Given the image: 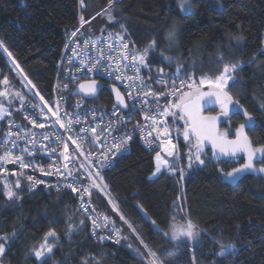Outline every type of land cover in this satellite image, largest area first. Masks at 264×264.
Returning a JSON list of instances; mask_svg holds the SVG:
<instances>
[{
	"label": "trees",
	"instance_id": "16d2710c",
	"mask_svg": "<svg viewBox=\"0 0 264 264\" xmlns=\"http://www.w3.org/2000/svg\"><path fill=\"white\" fill-rule=\"evenodd\" d=\"M177 1L115 0L109 8L108 0H84L83 7L80 0H0V42L11 52L9 56L0 48V91L18 84L21 77L47 100L66 39L79 27L91 38L112 31L136 54L150 41L157 42L145 58L148 67L139 64L147 81L161 69L182 78L194 76L196 81L202 76L215 78L224 64H238L226 88L236 109L222 118L220 129L233 138L250 116L244 133L254 147L264 146V0H221L220 11L212 8L214 0H191L192 11L185 15ZM172 30L175 41L169 43L166 38ZM5 120H0V133ZM169 125L173 127L170 116ZM205 152V165L187 170L186 149L177 142V158L171 164L177 175L163 171L149 180L155 153L133 140L129 153L113 169L101 171L103 183L132 225L136 235L132 240L138 248L139 240L155 253L159 264H264V173H246L231 181L224 173L241 167L244 159L213 162ZM255 166L264 165L257 161ZM7 180L19 182L15 187L19 198L9 200L5 195ZM27 187L18 174L0 177V237H6L0 243L7 244L0 264H142L125 245L94 243L89 222L77 211L70 192L27 195ZM95 204L116 231H130L100 197L95 196ZM189 221L198 232L194 244L169 239L173 224ZM49 231L56 233L47 237L52 251L37 259L35 252L42 250ZM226 247L230 250L221 256Z\"/></svg>",
	"mask_w": 264,
	"mask_h": 264
},
{
	"label": "built area",
	"instance_id": "2783aa9c",
	"mask_svg": "<svg viewBox=\"0 0 264 264\" xmlns=\"http://www.w3.org/2000/svg\"><path fill=\"white\" fill-rule=\"evenodd\" d=\"M124 43L127 42L119 36L105 35L98 38L84 36L79 27L76 36L71 34L65 41L57 63L51 94L47 99L54 111L59 109L58 115L65 127L62 128L55 122L56 117L52 116L41 98L29 87L31 96L17 101V106L5 120L0 133V157L9 153L12 159L21 157L24 163L30 165L24 168L20 162L0 160V177L6 178L9 173L13 175L20 173L28 186L27 195L62 190L70 192L76 199L77 211L89 222L91 240L99 246L110 244L122 248L125 247L113 224L110 220L105 221L103 219L105 216L97 209L95 196L100 197L111 212L118 217L120 215L113 210V204L109 203L108 190L100 191L91 187L89 175L95 179L96 172L102 177L101 171L113 169L117 160L129 153L133 140L146 151L154 152L155 156L157 153L162 155L166 152L161 145L162 140H171L175 145L176 138L169 125V116L165 117L159 113L167 102L175 101L182 92L188 90L177 79L179 75H172L163 69L159 70L153 79L147 81L148 79L140 74L138 61L136 67L139 68V73L136 72L131 60L134 52L129 46L124 49L122 46ZM126 55L128 59H124ZM93 65L95 67H92ZM89 67H92V71L88 70ZM137 75L142 79H135ZM158 76H163L167 86L157 83ZM173 79L176 80L175 96L171 95ZM93 81L102 87L96 97L86 99L74 94L78 86ZM108 88L118 90L128 106L123 108L116 104ZM145 92L167 95H159L157 100L151 94L145 95ZM41 110L48 119L44 118ZM145 116H155L157 123L154 125L152 119L146 120ZM69 120L72 121L70 125ZM30 121H35L36 124L43 123L45 127H34ZM160 121L165 123H159ZM165 127L168 128L169 135H158L155 129L162 131ZM91 128H95L96 131H82ZM45 136L48 139H45ZM129 136L131 139L127 140L120 151L117 152L112 147L114 143ZM69 137L77 140L83 147L78 149ZM65 144L68 145L67 152H64ZM65 156L69 158L66 160ZM32 161L37 162L43 172L41 169L39 172L33 169ZM65 164L72 175L68 174ZM28 177H32V181H29ZM36 181L39 183H35ZM33 183L35 187H32ZM69 183H73L78 191L73 192L67 187ZM84 188H89L90 196L84 193ZM82 193L83 200L80 198ZM94 220L99 227H94ZM129 252L142 264H151L154 259L150 256V260H147L143 256Z\"/></svg>",
	"mask_w": 264,
	"mask_h": 264
},
{
	"label": "snow or ice",
	"instance_id": "6c2138e0",
	"mask_svg": "<svg viewBox=\"0 0 264 264\" xmlns=\"http://www.w3.org/2000/svg\"><path fill=\"white\" fill-rule=\"evenodd\" d=\"M115 2V0H108V7L111 8L112 4ZM81 7L84 6V0H80ZM187 4V0H179V6L181 10H188L185 8V5ZM190 8V5L188 6ZM105 12H108V9L106 8L104 10ZM100 15V13H98ZM95 17H93L94 19ZM113 17L109 13V20H112ZM81 20V26H83L86 21L84 20V17H80ZM72 36H76V32L72 33ZM123 39V37H121ZM168 39L171 41L174 39V32L168 33ZM157 42L155 40H152L149 42V44L144 48L142 53H134L131 55V60L133 62V67L136 69V72L139 73V68L136 67V62L138 61L140 65L144 67H148V65L145 63V58L148 54L149 49H155ZM124 49L128 48V44L124 43L123 45ZM0 48H3L5 52L8 53L9 56H11V52L8 51L6 47H4L3 42H0ZM163 55V53H161ZM129 57L126 55L124 56V59H128ZM165 60H171L170 57H164ZM13 63H15V60H13ZM19 67V65H16ZM92 67H95L93 65ZM92 67H89V71H92ZM239 67L238 64H224L222 71L215 76V78H210L208 76H202L200 77L198 84L194 76L187 75L183 78L177 76V79L180 80V83L187 87L189 91L182 92L181 95L178 97L177 101L167 102L166 105L161 109L160 115L162 116H172L174 118L179 119H185L186 127L184 129L183 135L185 141H188L191 143L192 139L195 138V143L193 147L196 149L194 156L195 161L198 162L200 165H205V160L203 158L204 156V143L207 141L212 146V155L216 156L217 153L223 156L228 157H235L238 153H245L246 154V162L238 168H233L232 171L224 173L226 178L235 180L239 175L243 173H264V166H261L257 168L255 166L256 162L258 161L261 165H264V146H256L254 147L249 139V137L244 133L245 125H240V127L236 130V139L235 140H229L227 139L226 134H220L216 131V122L218 120L217 116H203L201 114V109L203 107V103H218L221 108V115L227 116L228 115V106L233 103L232 96L229 95L228 91H226V88L228 87L229 80L233 79V76L231 75L233 72L237 70ZM180 72V68H177V73ZM25 80H27V76L24 77ZM119 79V77H117ZM128 79H134L133 77H128ZM135 79H142L139 75L135 77ZM3 83L5 85L8 84L7 78L4 79ZM29 84H31V81H28ZM157 83L165 84L167 86V82L163 79V76H158ZM176 80H172V92L171 95L175 96V93L177 89L175 88ZM207 85L210 91H202L201 87ZM81 90H85L88 93H94L95 92V81H93L90 85L85 87V85H80ZM116 91V97L117 102L119 105H122L123 107H127L123 96L120 94L118 90ZM153 95L154 98L157 100L159 99V95H167V93H160L155 94L151 92H145V95ZM5 95L4 92H0V96ZM39 95V93H37ZM130 96L131 93H128ZM41 100H43V97H41ZM203 102V103H202ZM45 107H48L47 103L44 105ZM48 111L52 113V116L56 117L55 122L60 124V126L63 128L65 127L64 122L58 115L59 109L57 108L55 111L49 107ZM41 114L44 116L45 119H48L47 115L43 113V110H41ZM115 114V113H114ZM67 115V114H66ZM245 116H248V114L245 112ZM27 118V117H26ZM151 118L153 121V124L155 125L157 123V118L155 116L148 117L145 116V119ZM249 121H251V117L248 116ZM30 123L33 124L34 127H45L43 123L36 124L35 121H30ZM72 123L71 120L68 121V124L70 125ZM159 123H165V121H160ZM158 131V135H169V130L167 127L163 128V130L155 129ZM82 131H92L95 132V128L91 129H83ZM151 135V133H148ZM11 135V133H9ZM45 139H48L47 136L44 137ZM70 140H72L73 144L77 145V148L80 149L83 147L82 144L77 143V140L73 139L72 137H69ZM131 139V137H126L125 139L121 140L118 143H114L112 145L113 148L116 149V151H120V149L127 143V140ZM161 145L163 146L164 150L166 151L167 156L171 157L174 155V150L176 148L175 145L171 143V140H162ZM54 151V150H53ZM68 151V145H64V152ZM111 151V149H109ZM83 154V152H81ZM192 153H189V166L191 167L192 162ZM69 157L65 156V159L67 160ZM0 160H4L10 163H16L20 162L21 167L27 168L30 165L23 162L21 157H15V159L11 158V155L9 153H6L5 156L0 157ZM157 166H156V172L161 171V167H171L170 161L167 159H163L159 153H157L156 156ZM65 169H68V165L65 164ZM43 172V169H41ZM68 174L72 175L71 170L68 169ZM156 173H153L155 175ZM181 178H183V172L181 171ZM89 179L91 182V187L97 188V190L104 191L107 189V185L103 183V178L100 176L99 172L95 173V179H92V175H89ZM29 181H32V177H28ZM99 181V183H98ZM35 183H39V181H36ZM35 183L32 184V187H35ZM15 187L19 188L20 184L19 182L16 183ZM67 187L71 188L73 192H77L78 189L73 186V183H69ZM5 188L7 191L5 192V195L9 200H12L14 197L19 198L18 194L14 192L7 184H5ZM84 193L91 195V192L89 188H84ZM81 194V199L83 200V195ZM109 203L113 204V210L117 211L119 215H121V219L125 220L122 214L119 213L118 208L116 207L114 201L111 200L109 197ZM89 207L91 204L89 203ZM85 211H87V208H85ZM105 221H108L109 218L107 216L103 217ZM83 223V221H81ZM125 223L127 221L125 220ZM153 223H155L153 221ZM94 227H99L96 223V221H93ZM129 227H132V225L129 224ZM195 225L189 221L187 223L186 228L178 229L173 231L172 233V239H179L181 236L187 237L189 239H194L198 233L194 232ZM117 235H119V231L117 230ZM167 235V234H166ZM47 237H56V233L54 231H49L46 234L45 237V243L41 246L42 250H38L35 252V256L37 259H41L44 256V252L50 253L52 251V246L50 243H48ZM6 239V237H0V240ZM5 252V246L4 244L0 243V255H3ZM224 253L221 252V255ZM151 255L154 257L151 264H159V260L156 257L155 253H151Z\"/></svg>",
	"mask_w": 264,
	"mask_h": 264
},
{
	"label": "rangeland",
	"instance_id": "374dc122",
	"mask_svg": "<svg viewBox=\"0 0 264 264\" xmlns=\"http://www.w3.org/2000/svg\"><path fill=\"white\" fill-rule=\"evenodd\" d=\"M176 5H177V7H178V9H179V11H180V13L182 15L188 14V13H190L192 11L191 0H187V4L185 5V8L188 9V10H186V11L181 10V8L179 6V0L177 1ZM189 5H190V8L188 7ZM212 8L220 11L222 9V2H221V0H218V1L214 0V3L212 4ZM173 30L171 32H175ZM107 33H108L107 35H112V31H109V32L107 31ZM166 40L169 43H171L170 40L168 39V37L166 38ZM173 41H175V39H173ZM198 81H197V84H198ZM230 81L231 80H229V82ZM201 90L202 91H210V89L208 88L207 85L202 86L201 87ZM186 91H189V89L186 90ZM0 92H4L5 93V95L0 96V120H4L5 118L7 119L11 115V112L10 111L11 110H14V108H15L14 107V104H15L16 101H18L21 98L27 99L26 97L31 96V91H30L29 85L21 77H19L18 84L11 83V88L3 89ZM39 97L41 98L40 95H39ZM42 101L44 102V104L47 103L48 108L50 107V104L48 103L47 100H45L43 98ZM170 117H171V124L173 125V127L171 128V126H170V128H171L172 134L174 135V138H176L175 146L177 147V142H180L185 147V149H186L185 161H186L187 170H190L191 168L196 167V166L197 167L204 166V165H200L198 162L195 161L194 153H195L196 149L193 147V145L195 143L194 138L192 139L191 143L188 142V141H185V139H184L183 132H184V129L186 127L185 119H179L178 117L177 118H174L172 116H170ZM180 125L181 126L183 125L182 128H180ZM219 133L220 134H226L227 135V138L230 135L227 132V130H222V129L219 130ZM233 134H234V132H233ZM205 151H206V149H204V156H203V158L206 161L208 154ZM190 152L193 154L192 155L191 167L189 166V163H190V161H189V153ZM160 156L163 159L169 160L170 161V165H171L172 164V160L174 158H177L176 157V148L174 150V155L173 156H171V157L167 156L166 152H163V154L160 155ZM153 163H154V169H155L156 166H157L156 156L153 157ZM32 164L34 166V169L37 172H39L38 171L39 164L37 162H35V161H32ZM163 171H166L167 173L171 174L172 176H176L177 175V172H178L177 169H174V168H171V167L169 168V167H165V166H162L161 167L160 173H162ZM18 178L21 179V174L20 173L18 174ZM5 183L6 184H10V188L15 192V189H16L15 188V185H16L17 182H15V185H13V183H11V181H8V182H5ZM120 220L123 223H125L121 218H120ZM173 225H175V226H173ZM173 225H172L173 227L172 226L170 227V230L168 232L169 239L174 240V241H183V242H185L187 244H191V245L196 242V240L198 238V235L194 239H189V238L184 237V236H181L179 239H172V233H173V231L178 230V229L186 228V226H187V224H173ZM129 230H130L129 232L126 231L127 233H122V235H121V238L122 239L120 238V240H122L123 245L127 246L128 249L133 254H135V255L137 254L139 256H143L147 260H150V256L153 257L151 255L150 251L141 242H139V240L137 239L138 240V243H139V246H141V248H138L137 245H136V243L134 242V240H132V238H131L132 235L136 238V235L134 234V232L130 228H129ZM194 232L198 233L195 228H194ZM125 239H127V240H125ZM2 244H4V246L6 248L7 244H5V243H2ZM229 250H230V247H226L221 252H223L224 254H226V253H228ZM223 255H221V256H223Z\"/></svg>",
	"mask_w": 264,
	"mask_h": 264
},
{
	"label": "water",
	"instance_id": "95a60500",
	"mask_svg": "<svg viewBox=\"0 0 264 264\" xmlns=\"http://www.w3.org/2000/svg\"><path fill=\"white\" fill-rule=\"evenodd\" d=\"M91 83H85L83 85H85V87L87 88L88 85H90ZM102 87L95 83V92L94 93H88L87 91L85 90H81L80 86H78L76 88V90L74 91V94L75 95H80L86 99H92L94 97L97 96V94L101 91ZM108 91L110 92V94L112 95L113 99H114V102L116 104H118L117 102V97H116V91H114V88H108ZM207 92V91H205ZM203 103V102H202ZM119 105V104H118ZM121 107H123L122 105H120ZM124 108V107H123ZM212 109H217L218 112L216 114H207L206 112L209 111V110H212ZM236 107L233 105V104H230L228 106V115L232 114L234 111H235ZM201 114L203 116H217L218 117V120L216 122V131L219 133V129H220V126H221V120L222 118L224 117V115H221V108H220V105L218 103H203V107L201 109ZM227 115V116H228ZM185 119H187V117H185ZM250 124V121L249 119L246 120V124L245 126L249 125ZM229 140H235L236 139V132H235V135L233 138H227ZM195 140V138H194ZM204 149L208 150L210 152V160L213 161V162H221V161H225V160H229V159H237V158H240L242 157L244 159V162L243 164L246 162V154L241 152V153H238L235 157H228V156H223V155H220L219 153H217L216 156H213L212 155V146L210 143H208L207 141L204 143ZM247 173H250V172H247ZM246 173H243L241 175H239L237 178L241 177L242 175H244ZM236 178V179H237ZM235 179V180H236ZM231 181H234L232 179H230ZM117 207V206H116ZM119 211V209H118ZM120 213V211H119ZM121 214V213H120ZM121 217V215H120ZM125 222V220H123ZM127 226L129 227V224L126 223ZM131 229V227H129ZM132 230V229H131ZM135 234V233H134Z\"/></svg>",
	"mask_w": 264,
	"mask_h": 264
},
{
	"label": "crops",
	"instance_id": "0c3cea01",
	"mask_svg": "<svg viewBox=\"0 0 264 264\" xmlns=\"http://www.w3.org/2000/svg\"><path fill=\"white\" fill-rule=\"evenodd\" d=\"M153 173H156L155 175H153ZM153 173H152V175L149 177V180H153V179H155V178H157L159 175H160V172H156V168L154 169V171H153ZM173 226H175V225H173ZM172 226V227H173ZM121 233H119V236H120V238H121ZM122 239V238H121ZM125 240H127V239H125ZM121 242H122V240H121ZM128 242V241H127ZM123 243V242H122Z\"/></svg>",
	"mask_w": 264,
	"mask_h": 264
},
{
	"label": "bare ground",
	"instance_id": "6f19581e",
	"mask_svg": "<svg viewBox=\"0 0 264 264\" xmlns=\"http://www.w3.org/2000/svg\"><path fill=\"white\" fill-rule=\"evenodd\" d=\"M48 175H49V174H48ZM48 175H47V176H48ZM47 176H43V177L46 178Z\"/></svg>",
	"mask_w": 264,
	"mask_h": 264
},
{
	"label": "flooded vegetation",
	"instance_id": "af4514ba",
	"mask_svg": "<svg viewBox=\"0 0 264 264\" xmlns=\"http://www.w3.org/2000/svg\"><path fill=\"white\" fill-rule=\"evenodd\" d=\"M217 110V109H216ZM217 112H218V110H217Z\"/></svg>",
	"mask_w": 264,
	"mask_h": 264
}]
</instances>
